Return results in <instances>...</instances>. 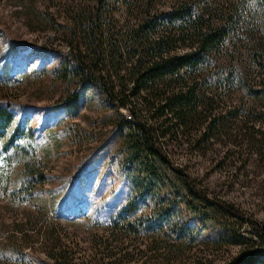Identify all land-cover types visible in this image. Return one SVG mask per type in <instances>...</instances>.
Listing matches in <instances>:
<instances>
[{"label": "trees", "instance_id": "trees-1", "mask_svg": "<svg viewBox=\"0 0 264 264\" xmlns=\"http://www.w3.org/2000/svg\"><path fill=\"white\" fill-rule=\"evenodd\" d=\"M44 2L60 19L63 50L52 51L57 64L50 75L52 89L60 92L57 106L73 117L83 94L94 88L116 113L117 170L128 197L104 235L93 237L94 247L108 251L113 240L142 239L146 253L178 255L194 242L214 241L240 249L224 264H264V225L209 196L187 166L189 156L214 142L230 122L264 125V0ZM37 14L51 26L46 11ZM9 82L0 84L2 140L14 122ZM233 92L241 98L221 108ZM249 130L252 145L264 147V133ZM23 134L16 125L4 148ZM20 174L40 177L33 159L23 162ZM33 189L21 186L6 198L17 210L30 204ZM47 214L42 207L22 210L0 240L4 264L87 262L90 255L68 248ZM242 224L249 236L240 233ZM33 238L44 258L35 253Z\"/></svg>", "mask_w": 264, "mask_h": 264}, {"label": "rangeland", "instance_id": "rangeland-1", "mask_svg": "<svg viewBox=\"0 0 264 264\" xmlns=\"http://www.w3.org/2000/svg\"><path fill=\"white\" fill-rule=\"evenodd\" d=\"M47 7L44 0H0V84L10 81L7 97L14 114L5 139H0V240L4 242L23 209L42 207L46 218L61 228L66 246L85 258L90 255L85 264H224L234 258L239 248L214 241L194 242L178 255L146 253L142 239H125L123 244L113 240L108 251L94 247L93 237L104 235L128 197L127 182L117 170L116 113L94 88L83 94L73 117L57 106L60 92L50 80L57 64L52 51L63 48L56 30L59 12ZM38 11L48 13L51 26L44 25ZM240 98L233 92L220 107H232ZM18 124L23 138L5 149L4 141ZM252 126L258 137L264 133V125L250 119L246 124L230 122L214 142L189 156L187 166L209 196L264 225V147L252 145ZM32 159L39 179L20 174L23 162ZM28 185H35L30 204L15 210L6 192ZM237 226L249 236L245 224ZM31 242L44 258L40 244L34 238Z\"/></svg>", "mask_w": 264, "mask_h": 264}]
</instances>
